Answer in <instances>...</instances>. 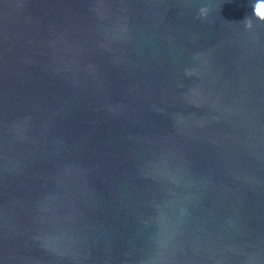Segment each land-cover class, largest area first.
Listing matches in <instances>:
<instances>
[{
  "label": "water",
  "instance_id": "1",
  "mask_svg": "<svg viewBox=\"0 0 264 264\" xmlns=\"http://www.w3.org/2000/svg\"><path fill=\"white\" fill-rule=\"evenodd\" d=\"M255 3L0 0V264H264Z\"/></svg>",
  "mask_w": 264,
  "mask_h": 264
},
{
  "label": "clouds",
  "instance_id": "2",
  "mask_svg": "<svg viewBox=\"0 0 264 264\" xmlns=\"http://www.w3.org/2000/svg\"><path fill=\"white\" fill-rule=\"evenodd\" d=\"M253 10H254L255 17L259 18V20H261V21H264V0H256V3L254 5ZM206 15H207V9L201 8L199 17L200 16H206ZM246 26L248 28L252 27V21L250 18L246 19Z\"/></svg>",
  "mask_w": 264,
  "mask_h": 264
}]
</instances>
